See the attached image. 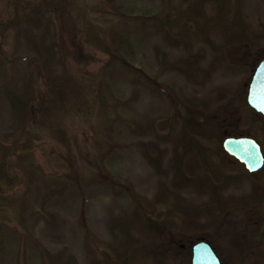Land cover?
<instances>
[{
	"label": "rangeland",
	"instance_id": "rangeland-1",
	"mask_svg": "<svg viewBox=\"0 0 264 264\" xmlns=\"http://www.w3.org/2000/svg\"><path fill=\"white\" fill-rule=\"evenodd\" d=\"M263 56L264 0H0V264H264Z\"/></svg>",
	"mask_w": 264,
	"mask_h": 264
},
{
	"label": "water",
	"instance_id": "water-1",
	"mask_svg": "<svg viewBox=\"0 0 264 264\" xmlns=\"http://www.w3.org/2000/svg\"><path fill=\"white\" fill-rule=\"evenodd\" d=\"M245 101L253 112L264 116V56L250 76ZM221 147L249 174L259 171L264 164L261 147L252 137L228 136L222 140ZM189 264H222V262L208 241L199 240L190 246Z\"/></svg>",
	"mask_w": 264,
	"mask_h": 264
},
{
	"label": "trees",
	"instance_id": "trees-1",
	"mask_svg": "<svg viewBox=\"0 0 264 264\" xmlns=\"http://www.w3.org/2000/svg\"><path fill=\"white\" fill-rule=\"evenodd\" d=\"M134 19L138 22V23H141L142 24H148V22H153L155 21L154 17H143V19L141 20V17H134ZM122 66L126 67V64L124 65L123 63H121ZM129 64H127L128 66ZM129 67V66H128ZM129 71H131V73H133V75L137 76V77H140V78H144L147 80V82H155L153 81L151 78H149L148 76H146L145 74H142L141 72L139 73V71H135L133 69H130L129 68ZM194 111L190 110V113L188 114V118H187V123L188 124H194L195 119L193 118V115H194Z\"/></svg>",
	"mask_w": 264,
	"mask_h": 264
},
{
	"label": "bare ground",
	"instance_id": "bare-ground-1",
	"mask_svg": "<svg viewBox=\"0 0 264 264\" xmlns=\"http://www.w3.org/2000/svg\"><path fill=\"white\" fill-rule=\"evenodd\" d=\"M190 258V257H189Z\"/></svg>",
	"mask_w": 264,
	"mask_h": 264
}]
</instances>
